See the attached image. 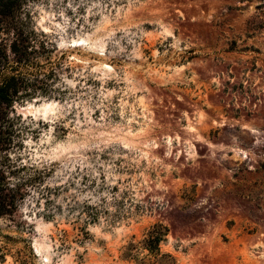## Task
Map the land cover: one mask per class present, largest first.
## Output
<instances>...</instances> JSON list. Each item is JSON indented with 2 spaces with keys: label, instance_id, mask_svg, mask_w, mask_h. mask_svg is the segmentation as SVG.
Wrapping results in <instances>:
<instances>
[{
  "label": "rangeland",
  "instance_id": "374dc122",
  "mask_svg": "<svg viewBox=\"0 0 264 264\" xmlns=\"http://www.w3.org/2000/svg\"><path fill=\"white\" fill-rule=\"evenodd\" d=\"M31 10L57 49L14 105L6 178L35 182L3 264H264V0Z\"/></svg>",
  "mask_w": 264,
  "mask_h": 264
},
{
  "label": "trees",
  "instance_id": "16d2710c",
  "mask_svg": "<svg viewBox=\"0 0 264 264\" xmlns=\"http://www.w3.org/2000/svg\"><path fill=\"white\" fill-rule=\"evenodd\" d=\"M39 0H0V220L9 219L14 223L13 215L19 204L26 199L25 188L35 182L29 177L16 181L14 184L6 178V171L17 174L24 168L11 162L9 151L22 146L21 119L15 115L14 105L24 99H34L40 73L30 71L39 67L38 59L49 62L51 54L56 52L57 46L48 40V36L39 32L33 22L31 5ZM50 69L45 79L54 75ZM40 196H45L43 191ZM9 236L0 232V264L11 254L8 244L12 241ZM25 244L22 251H17L15 260L24 259L29 252V241L21 240ZM158 245L159 239H152Z\"/></svg>",
  "mask_w": 264,
  "mask_h": 264
},
{
  "label": "bare ground",
  "instance_id": "6f19581e",
  "mask_svg": "<svg viewBox=\"0 0 264 264\" xmlns=\"http://www.w3.org/2000/svg\"><path fill=\"white\" fill-rule=\"evenodd\" d=\"M82 46H83L82 40H77V41L75 40V41H72L69 43V47H71V48H78V47H82ZM101 52H103V51H101ZM48 105L50 106L49 103L48 104L45 103L41 109L46 111L48 108ZM50 108H51V106H50ZM33 250H34V254L39 255V250H38V247L36 246V244H33Z\"/></svg>",
  "mask_w": 264,
  "mask_h": 264
}]
</instances>
